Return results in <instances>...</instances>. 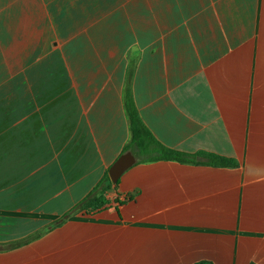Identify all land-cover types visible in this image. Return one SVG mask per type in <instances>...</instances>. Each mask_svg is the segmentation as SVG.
<instances>
[{
	"label": "crops",
	"instance_id": "obj_1",
	"mask_svg": "<svg viewBox=\"0 0 264 264\" xmlns=\"http://www.w3.org/2000/svg\"><path fill=\"white\" fill-rule=\"evenodd\" d=\"M128 96L238 166L136 158L71 213L126 154ZM198 263L264 264V0H0V264Z\"/></svg>",
	"mask_w": 264,
	"mask_h": 264
},
{
	"label": "trees",
	"instance_id": "obj_2",
	"mask_svg": "<svg viewBox=\"0 0 264 264\" xmlns=\"http://www.w3.org/2000/svg\"><path fill=\"white\" fill-rule=\"evenodd\" d=\"M127 111L130 117L131 141L126 149L127 152H132L138 159V163H152L157 161H173L181 164H190L197 166H211L216 168L237 167L235 160L210 154L199 152L195 154L185 153L182 151L170 149L160 143L152 135L149 129L144 125L135 104L128 96L126 103ZM117 184L111 182L109 173H106L100 184L94 190L90 197L74 210L85 211L86 213L94 212L102 209L108 203L106 198L108 192L117 187ZM210 264V263H198Z\"/></svg>",
	"mask_w": 264,
	"mask_h": 264
},
{
	"label": "water",
	"instance_id": "obj_3",
	"mask_svg": "<svg viewBox=\"0 0 264 264\" xmlns=\"http://www.w3.org/2000/svg\"><path fill=\"white\" fill-rule=\"evenodd\" d=\"M136 163L137 159L131 152L121 156L109 170L111 182L117 184L121 177Z\"/></svg>",
	"mask_w": 264,
	"mask_h": 264
},
{
	"label": "rangeland",
	"instance_id": "obj_4",
	"mask_svg": "<svg viewBox=\"0 0 264 264\" xmlns=\"http://www.w3.org/2000/svg\"><path fill=\"white\" fill-rule=\"evenodd\" d=\"M133 154V153H132Z\"/></svg>",
	"mask_w": 264,
	"mask_h": 264
}]
</instances>
